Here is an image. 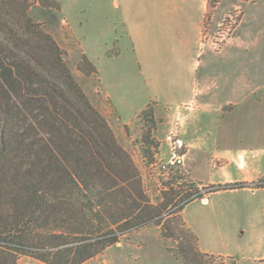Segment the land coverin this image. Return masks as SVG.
<instances>
[{
	"label": "trees",
	"instance_id": "1",
	"mask_svg": "<svg viewBox=\"0 0 264 264\" xmlns=\"http://www.w3.org/2000/svg\"><path fill=\"white\" fill-rule=\"evenodd\" d=\"M31 5L0 0V264L23 255L83 264L151 223L176 236L161 218L168 202H151L132 156L73 76L58 41L32 18ZM79 66L96 72L86 56ZM141 113L155 122L153 103ZM191 194L177 212L203 196ZM185 228L177 257L225 264L201 251L198 235Z\"/></svg>",
	"mask_w": 264,
	"mask_h": 264
},
{
	"label": "crops",
	"instance_id": "2",
	"mask_svg": "<svg viewBox=\"0 0 264 264\" xmlns=\"http://www.w3.org/2000/svg\"><path fill=\"white\" fill-rule=\"evenodd\" d=\"M113 3L120 9L115 31L121 24L124 36L115 35L109 40L114 48L92 60L96 72L86 86L91 101L119 127L132 123L149 103L161 117L159 131L165 136L177 125L186 162L164 174H185L200 190L242 184L203 193L185 205L183 216L190 226L187 206L193 201L210 206L199 232L200 250L222 256L225 264H264V185H254L264 178V84L256 83L250 66L249 39L210 34L223 8L220 0ZM130 71L136 73L139 104L124 119L122 78ZM112 90L119 110L110 102ZM167 251L176 263L183 262ZM17 264L48 263L21 256Z\"/></svg>",
	"mask_w": 264,
	"mask_h": 264
},
{
	"label": "rangeland",
	"instance_id": "3",
	"mask_svg": "<svg viewBox=\"0 0 264 264\" xmlns=\"http://www.w3.org/2000/svg\"><path fill=\"white\" fill-rule=\"evenodd\" d=\"M113 1L32 0L29 9L32 18L40 22L42 27L53 35L65 51L68 66L88 97L86 86L89 77L94 76L95 72H86L85 69L80 68L81 59L86 56L89 60H94L106 48H114L109 40L115 35L119 38L124 36V28L121 24L118 25L117 32L115 31L114 21L119 20L120 9L114 6ZM220 1L223 8L218 16L219 20L211 25L210 34L224 38L237 34L247 36L250 41L248 47L251 58L250 66L254 68L256 83L264 84V0ZM122 40L124 44L125 39ZM107 43L110 45L107 46ZM124 46L128 48L127 44ZM135 74H131L130 71L129 75L122 78L125 89L122 99V118L124 119L130 118L139 104H137V98L136 100L134 98L137 90ZM111 92L115 98L110 97V102L115 104L114 107L119 110V105H116L117 93L114 90ZM96 108L100 111L98 107ZM154 119L155 122L152 123L147 120L145 114L141 113L132 123L123 127L112 125L107 120L118 142L130 153L138 167L144 190L151 202L154 204L168 202L163 209L161 218L168 220V222L165 221L175 230L176 236L163 235L162 226L151 223L122 235L120 241L117 242L118 245L108 247L98 254V257L95 256L96 258L89 264H103L104 262L107 264H179L175 262L167 249L175 255L177 254L176 248L181 241L185 240V227L191 226V230L198 237L200 236L199 232L203 231L202 224L206 219L205 213L210 210V206L204 207L200 201L191 202L184 214L190 226L183 216V210L177 211L183 204V197L186 194L191 192V195L195 196L215 188L212 186L200 190L185 174L178 172L170 176L158 172L156 166L150 167L151 163L165 158V154H162L163 142H161L165 133L159 131L161 117L157 116L155 106ZM120 131H123L122 136ZM166 195H173V197L175 195V197L168 199ZM179 215L183 220H179ZM220 261L219 258H216L214 264H220Z\"/></svg>",
	"mask_w": 264,
	"mask_h": 264
},
{
	"label": "built area",
	"instance_id": "4",
	"mask_svg": "<svg viewBox=\"0 0 264 264\" xmlns=\"http://www.w3.org/2000/svg\"><path fill=\"white\" fill-rule=\"evenodd\" d=\"M165 142L167 143L169 149L168 156L165 159L154 162L153 167L156 166V168L163 173H169L175 167L184 166L186 162L184 151L185 144L177 132V125L166 134ZM254 185L259 187L263 186L262 184H257L256 182Z\"/></svg>",
	"mask_w": 264,
	"mask_h": 264
}]
</instances>
